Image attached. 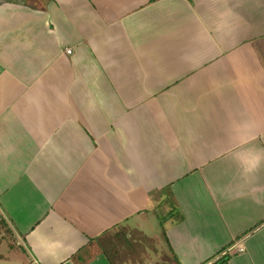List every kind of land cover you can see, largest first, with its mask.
<instances>
[{"label": "crops", "instance_id": "obj_1", "mask_svg": "<svg viewBox=\"0 0 264 264\" xmlns=\"http://www.w3.org/2000/svg\"><path fill=\"white\" fill-rule=\"evenodd\" d=\"M1 221L15 264H264V0H0Z\"/></svg>", "mask_w": 264, "mask_h": 264}, {"label": "rangeland", "instance_id": "obj_2", "mask_svg": "<svg viewBox=\"0 0 264 264\" xmlns=\"http://www.w3.org/2000/svg\"><path fill=\"white\" fill-rule=\"evenodd\" d=\"M0 257H6L13 264L15 262L25 263L28 261L13 231L2 221L0 222Z\"/></svg>", "mask_w": 264, "mask_h": 264}, {"label": "built area", "instance_id": "obj_3", "mask_svg": "<svg viewBox=\"0 0 264 264\" xmlns=\"http://www.w3.org/2000/svg\"><path fill=\"white\" fill-rule=\"evenodd\" d=\"M66 53H70V50H66ZM232 250L237 251V252H243L244 251V247L242 245V243L240 242H236L232 247Z\"/></svg>", "mask_w": 264, "mask_h": 264}, {"label": "clouds", "instance_id": "obj_4", "mask_svg": "<svg viewBox=\"0 0 264 264\" xmlns=\"http://www.w3.org/2000/svg\"><path fill=\"white\" fill-rule=\"evenodd\" d=\"M259 164V158H257V165Z\"/></svg>", "mask_w": 264, "mask_h": 264}, {"label": "trees", "instance_id": "obj_5", "mask_svg": "<svg viewBox=\"0 0 264 264\" xmlns=\"http://www.w3.org/2000/svg\"><path fill=\"white\" fill-rule=\"evenodd\" d=\"M217 264V263H216ZM219 264V263H218Z\"/></svg>", "mask_w": 264, "mask_h": 264}]
</instances>
